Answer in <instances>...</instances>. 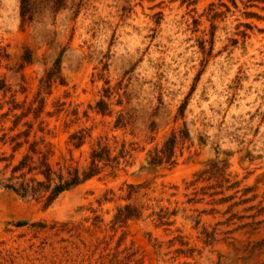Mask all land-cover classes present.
<instances>
[{
    "label": "rangeland",
    "instance_id": "obj_1",
    "mask_svg": "<svg viewBox=\"0 0 264 264\" xmlns=\"http://www.w3.org/2000/svg\"><path fill=\"white\" fill-rule=\"evenodd\" d=\"M26 10L0 0V136L25 114L8 135L31 123L55 172L99 143L119 163L48 205L0 186V264H264V0ZM173 133L175 164L150 168Z\"/></svg>",
    "mask_w": 264,
    "mask_h": 264
},
{
    "label": "trees",
    "instance_id": "obj_2",
    "mask_svg": "<svg viewBox=\"0 0 264 264\" xmlns=\"http://www.w3.org/2000/svg\"><path fill=\"white\" fill-rule=\"evenodd\" d=\"M27 5L28 0H20V15L22 20H25ZM106 106V103L100 100L96 104V110L105 114ZM39 112L35 113L34 119L38 118ZM23 116L25 114L15 116L13 126L8 129V132L15 130L19 120ZM38 130L43 132L44 129L39 128ZM8 132H3L0 136V145H8L11 149V154L8 156L5 155L4 151L0 153V163H4L3 167L0 168V186L11 189L21 197H41L45 200L46 205L50 204L63 191L69 190L97 175L105 166L109 165L113 169L119 163L118 156L111 157L110 149L106 145L100 146L99 143V146L92 150L90 161L86 168L80 170L64 161L59 166L58 171L55 172L48 162V152H43L39 148V145L44 142V137H40L38 140H29L31 134L35 137L37 132L32 130L31 123H26V129L19 130L14 135H8ZM183 136L185 135L180 133V137ZM83 137L82 134H72L69 141L74 147L78 148L83 143ZM176 138L177 135L175 133L171 134L160 149H154L153 152L149 153L147 164L150 168L157 167L163 163L169 164L170 167L175 164L172 157ZM25 144L27 145L25 151L16 163H13L16 153H19ZM120 154L124 155L122 151H120ZM101 163L102 165H100ZM9 168L10 173L8 176H5ZM63 169H65V174L63 173ZM39 177H42V179ZM124 217L128 218L129 215H124Z\"/></svg>",
    "mask_w": 264,
    "mask_h": 264
}]
</instances>
